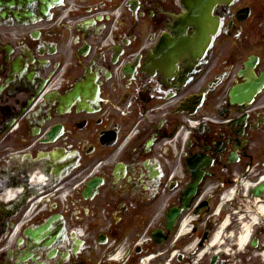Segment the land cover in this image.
Returning a JSON list of instances; mask_svg holds the SVG:
<instances>
[{"label":"flooded vegetation","instance_id":"af4514ba","mask_svg":"<svg viewBox=\"0 0 264 264\" xmlns=\"http://www.w3.org/2000/svg\"><path fill=\"white\" fill-rule=\"evenodd\" d=\"M195 4L0 0V264H181L251 223L264 0Z\"/></svg>","mask_w":264,"mask_h":264},{"label":"bare ground","instance_id":"6f19581e","mask_svg":"<svg viewBox=\"0 0 264 264\" xmlns=\"http://www.w3.org/2000/svg\"><path fill=\"white\" fill-rule=\"evenodd\" d=\"M260 211L264 213V207L260 208ZM248 236H249V229H246L244 231V233L242 234V236L239 238V243L241 246L245 245V243L248 240ZM218 243V235L216 234L211 242V245H215Z\"/></svg>","mask_w":264,"mask_h":264},{"label":"rangeland","instance_id":"374dc122","mask_svg":"<svg viewBox=\"0 0 264 264\" xmlns=\"http://www.w3.org/2000/svg\"><path fill=\"white\" fill-rule=\"evenodd\" d=\"M233 246H231L230 248H232ZM235 247L236 248H239L240 249V253L242 252V253H244L245 252V250H244V248L242 247V248H240V246L239 245H235ZM264 258V257H263ZM258 263L260 262V263H263V261H260V260H256ZM259 263V264H260ZM236 264H241L240 263V261H237V263Z\"/></svg>","mask_w":264,"mask_h":264}]
</instances>
